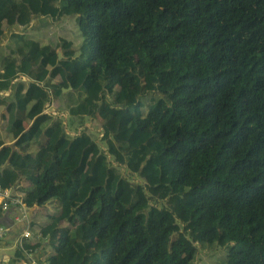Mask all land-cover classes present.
I'll list each match as a JSON object with an SVG mask.
<instances>
[{
	"label": "trees",
	"instance_id": "16d2710c",
	"mask_svg": "<svg viewBox=\"0 0 264 264\" xmlns=\"http://www.w3.org/2000/svg\"><path fill=\"white\" fill-rule=\"evenodd\" d=\"M66 14L76 54L23 32ZM4 26L0 187L56 204L41 264H192L212 242L222 264H264V0H0ZM61 95L64 118L44 111Z\"/></svg>",
	"mask_w": 264,
	"mask_h": 264
},
{
	"label": "crops",
	"instance_id": "0c3cea01",
	"mask_svg": "<svg viewBox=\"0 0 264 264\" xmlns=\"http://www.w3.org/2000/svg\"><path fill=\"white\" fill-rule=\"evenodd\" d=\"M45 19L34 16L30 23L25 27L24 31L21 30L23 27H17L19 29L18 31H23L25 35L36 38L41 43H48L53 47L52 45H55L56 38L49 36V30L42 33V27L47 23V20ZM8 32V27L4 26L3 34L0 38V48L4 51H6L9 46H12L11 41L8 38ZM55 49L57 50L59 48L55 47ZM17 78L24 79L25 76L17 75L14 79ZM8 92V88L0 89V94L2 95H7ZM48 102L45 103L44 111L50 110L55 112L54 108H52ZM49 107L51 108L48 109ZM3 118L4 125H2L6 128V112L3 104L0 103V121H2ZM5 131H7V129ZM0 139L3 141L2 143L6 144L13 140L10 137L9 139H2L1 135ZM8 190L12 195H21V191L18 190L16 186L8 188ZM50 205L55 207V204L46 202L40 205L9 204L5 209L0 208V224L5 227V231L0 237V264H41L46 254L51 251V247L48 244L46 237L42 239L38 237L37 230L38 225L43 223L46 220V215L50 213L48 212ZM24 228L29 230L30 235L23 237V240L35 242L40 239V243L31 252L26 253L21 251L23 257H19L15 255L17 248L16 239Z\"/></svg>",
	"mask_w": 264,
	"mask_h": 264
},
{
	"label": "rangeland",
	"instance_id": "374dc122",
	"mask_svg": "<svg viewBox=\"0 0 264 264\" xmlns=\"http://www.w3.org/2000/svg\"><path fill=\"white\" fill-rule=\"evenodd\" d=\"M45 26H46L45 30L50 31L49 36H51L52 38H56L55 41L58 40L59 36H63L67 39H70L71 47L73 48L74 53L76 54L78 52V46L81 41V35L77 28L75 17L73 14L63 15L60 19L54 21L53 24L46 23ZM56 48H59V47H56ZM58 50H60V48ZM63 91H66V89H63ZM61 96L62 98L60 97V100L53 101V106L54 108L60 107L59 110H55V113L57 115H61L64 118V116L66 115V110L64 109L65 107L64 105L67 99L65 98L64 95H61ZM50 108L51 107H49L48 109ZM112 110L116 111L117 109L114 108ZM25 123H27V121H24V124ZM99 123H100L99 117L85 119L84 125L87 128V132L90 133V135L93 138H98L100 135V131H99L100 124ZM2 124L4 125V118L2 119V121H0V135L2 139H9V137H11L10 132L5 131L6 128ZM115 124L116 123L113 122L112 126H114ZM73 126L80 127V125L78 126L77 123H74ZM70 131L72 132V130ZM4 144L6 143H1V145H4ZM129 184L130 182L126 179L122 178L120 180L118 189H119V198L121 201H125L130 194L131 188ZM56 211H57L56 204H55V207L50 205L48 212L53 213ZM61 223L65 224L64 221H62ZM225 251H226V245H221V244H218L217 242H212L210 244L197 243L196 251L192 259V264H222V262L224 261L223 256H224Z\"/></svg>",
	"mask_w": 264,
	"mask_h": 264
},
{
	"label": "built area",
	"instance_id": "2783aa9c",
	"mask_svg": "<svg viewBox=\"0 0 264 264\" xmlns=\"http://www.w3.org/2000/svg\"><path fill=\"white\" fill-rule=\"evenodd\" d=\"M9 204L25 205L21 199V195H12V194H10L8 188L0 187V208L5 209L8 207ZM4 231H5V227L0 225V237L3 235ZM28 235H30L29 230L27 228H24L20 232L18 238L16 239V245L22 246L23 237H26ZM24 252H26V251H24ZM28 252H26V253H28Z\"/></svg>",
	"mask_w": 264,
	"mask_h": 264
},
{
	"label": "water",
	"instance_id": "95a60500",
	"mask_svg": "<svg viewBox=\"0 0 264 264\" xmlns=\"http://www.w3.org/2000/svg\"><path fill=\"white\" fill-rule=\"evenodd\" d=\"M56 54H57V57H60L61 56V53H60V50H56ZM66 88H70V86H67V87H62L61 89H66Z\"/></svg>",
	"mask_w": 264,
	"mask_h": 264
}]
</instances>
